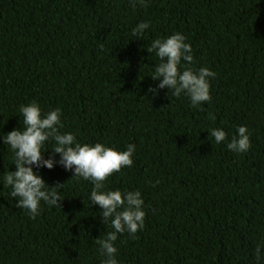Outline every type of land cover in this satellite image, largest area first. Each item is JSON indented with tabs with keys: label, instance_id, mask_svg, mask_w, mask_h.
<instances>
[{
	"label": "trees",
	"instance_id": "1",
	"mask_svg": "<svg viewBox=\"0 0 264 264\" xmlns=\"http://www.w3.org/2000/svg\"><path fill=\"white\" fill-rule=\"evenodd\" d=\"M141 21L149 28L133 36ZM174 32L193 66L216 74L198 107L147 91L158 60L146 49ZM30 101L59 107L61 130L80 142L135 145L132 167L105 181L144 200V228L114 242L118 264H264L254 255L264 241V0H0V133L22 127L18 108ZM240 125L251 147L234 153L226 143ZM7 170L12 152L0 142ZM39 172L64 184L60 208L42 202L31 218L0 186V264H101L96 240L112 229L88 204L91 183L58 165Z\"/></svg>",
	"mask_w": 264,
	"mask_h": 264
},
{
	"label": "clouds",
	"instance_id": "2",
	"mask_svg": "<svg viewBox=\"0 0 264 264\" xmlns=\"http://www.w3.org/2000/svg\"><path fill=\"white\" fill-rule=\"evenodd\" d=\"M129 3L132 7H147L149 0H129ZM148 28L149 22L141 21L132 28V35L140 37ZM146 50L153 52L158 60L150 75L157 83L149 86L148 93L158 95L160 90L167 89L172 96H186L193 107L210 101V79L216 74L208 67L193 66L192 47L182 33L152 39ZM18 112L22 127L0 133V142L12 152L14 166V170L0 175V186L10 189L8 195L14 198L17 208L35 218L40 214L42 202L60 208L63 200L60 191L64 184L50 187L40 175V169L50 170L58 165L72 173L71 179L90 182L88 204L100 209L104 225L112 229L96 240L103 257L101 264H118L114 242L118 235L126 232L135 237L144 228V200L139 190L108 189L105 181L122 168L132 167L135 145L128 144L120 151L101 142H80L72 132L61 130L59 107L44 112L36 101H30L20 105ZM209 117L215 120L211 113ZM208 133L217 144L224 142L227 135L222 128H211ZM250 135L246 126H238L226 148L234 153L247 152L251 147ZM49 144L51 147L46 148ZM45 152H50L47 158ZM254 255L257 261L264 259V241L257 243Z\"/></svg>",
	"mask_w": 264,
	"mask_h": 264
}]
</instances>
